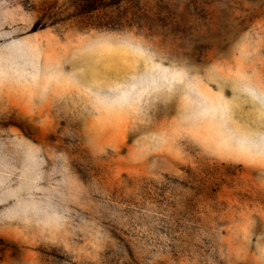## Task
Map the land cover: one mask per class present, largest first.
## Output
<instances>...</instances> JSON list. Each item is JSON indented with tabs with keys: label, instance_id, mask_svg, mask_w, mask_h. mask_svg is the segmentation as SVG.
<instances>
[{
	"label": "rangeland",
	"instance_id": "obj_1",
	"mask_svg": "<svg viewBox=\"0 0 264 264\" xmlns=\"http://www.w3.org/2000/svg\"><path fill=\"white\" fill-rule=\"evenodd\" d=\"M0 264H264V0H0Z\"/></svg>",
	"mask_w": 264,
	"mask_h": 264
}]
</instances>
